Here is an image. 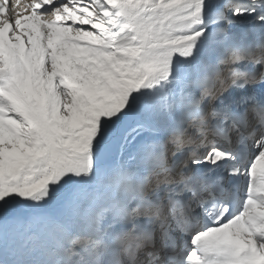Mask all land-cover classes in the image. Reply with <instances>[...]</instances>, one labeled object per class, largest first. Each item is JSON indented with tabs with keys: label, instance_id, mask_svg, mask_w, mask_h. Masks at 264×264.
I'll use <instances>...</instances> for the list:
<instances>
[{
	"label": "snow or ice",
	"instance_id": "obj_1",
	"mask_svg": "<svg viewBox=\"0 0 264 264\" xmlns=\"http://www.w3.org/2000/svg\"><path fill=\"white\" fill-rule=\"evenodd\" d=\"M0 264H264V0H0Z\"/></svg>",
	"mask_w": 264,
	"mask_h": 264
},
{
	"label": "bare ground",
	"instance_id": "obj_2",
	"mask_svg": "<svg viewBox=\"0 0 264 264\" xmlns=\"http://www.w3.org/2000/svg\"><path fill=\"white\" fill-rule=\"evenodd\" d=\"M13 2H14V0H13ZM28 2H30V0H21V10L23 8V5L27 4Z\"/></svg>",
	"mask_w": 264,
	"mask_h": 264
}]
</instances>
